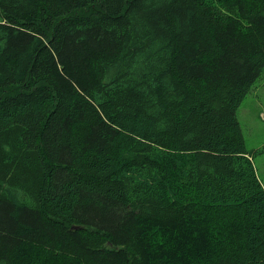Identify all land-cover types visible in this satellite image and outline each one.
Listing matches in <instances>:
<instances>
[{
	"label": "trees",
	"instance_id": "16d2710c",
	"mask_svg": "<svg viewBox=\"0 0 264 264\" xmlns=\"http://www.w3.org/2000/svg\"><path fill=\"white\" fill-rule=\"evenodd\" d=\"M263 71L264 0H0V264H264Z\"/></svg>",
	"mask_w": 264,
	"mask_h": 264
},
{
	"label": "rangeland",
	"instance_id": "374dc122",
	"mask_svg": "<svg viewBox=\"0 0 264 264\" xmlns=\"http://www.w3.org/2000/svg\"><path fill=\"white\" fill-rule=\"evenodd\" d=\"M237 111L246 148L257 151L264 145V71L253 83ZM263 114V116H262ZM254 164L264 186V148L254 156Z\"/></svg>",
	"mask_w": 264,
	"mask_h": 264
},
{
	"label": "built area",
	"instance_id": "2783aa9c",
	"mask_svg": "<svg viewBox=\"0 0 264 264\" xmlns=\"http://www.w3.org/2000/svg\"><path fill=\"white\" fill-rule=\"evenodd\" d=\"M262 116H263V114H262Z\"/></svg>",
	"mask_w": 264,
	"mask_h": 264
}]
</instances>
